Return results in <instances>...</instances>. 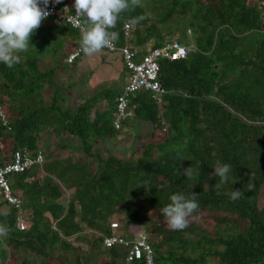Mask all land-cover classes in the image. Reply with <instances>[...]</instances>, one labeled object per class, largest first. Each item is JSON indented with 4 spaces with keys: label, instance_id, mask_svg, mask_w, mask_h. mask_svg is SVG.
Returning a JSON list of instances; mask_svg holds the SVG:
<instances>
[{
    "label": "trees",
    "instance_id": "trees-1",
    "mask_svg": "<svg viewBox=\"0 0 264 264\" xmlns=\"http://www.w3.org/2000/svg\"><path fill=\"white\" fill-rule=\"evenodd\" d=\"M252 1L153 0L151 14L145 6L123 13L112 29L119 33L118 47L129 45L139 56L166 41L182 44L179 40L188 31L194 46L184 45L189 49L184 59L160 62L159 80L166 91L160 100L149 90L127 97L130 114L119 128L115 121L123 76L118 77L121 87L104 92L109 109L93 119L89 113L96 98L73 108L64 91L75 85L74 76L56 81L59 69H76L75 75L89 60L108 64L110 54L120 56L127 72L121 54L106 49L68 63L81 39L69 24L48 17L32 35V46L19 54V64L9 68L0 63V105L11 125L8 131L0 117V167L17 150L44 155L41 165L8 176L20 207L0 191V223L10 228L1 239L2 263L31 264L34 259L38 264H90L91 251L81 256L82 248L71 243L78 239L93 252L109 255L103 264H126V249L102 245L109 219L120 213L125 226H147L155 264H264V6ZM141 15L146 19L130 24L126 36L125 25ZM173 19L179 22L171 26ZM172 29L178 36L164 39ZM44 32L64 35L55 52H68L60 59L58 53L39 57L44 50L36 45ZM50 89L51 100L44 103L43 94ZM134 120L150 127L138 162L107 148L108 139ZM55 133L63 139L55 146L59 151L77 150L86 163L65 160L55 147L45 152L42 147L52 145ZM217 161L232 169L227 183L212 175ZM190 166L198 173L195 180L182 175ZM69 189H75L74 196L63 204ZM236 189L244 196L232 201ZM178 191L198 194L200 207L185 229L172 230L161 210ZM19 217L24 230L17 228Z\"/></svg>",
    "mask_w": 264,
    "mask_h": 264
},
{
    "label": "clouds",
    "instance_id": "clouds-1",
    "mask_svg": "<svg viewBox=\"0 0 264 264\" xmlns=\"http://www.w3.org/2000/svg\"><path fill=\"white\" fill-rule=\"evenodd\" d=\"M60 2L53 0V3ZM48 5L49 0H0V63L12 68L21 62L19 54L28 50L32 35L50 15ZM138 7H143L142 0H74V19L80 30L81 51L86 56H93L113 48L119 40V33L112 29L116 28L123 13ZM67 10V7L63 9L64 12ZM144 19V15L133 17L129 24H139ZM213 169L212 175L218 176L221 184L227 183L232 170L230 165L217 161ZM182 175L195 180L198 173L190 166L183 169ZM197 196L194 192L186 196L179 191L171 195V202L161 210L170 229L183 230L188 226L189 218L200 207ZM243 196L244 193L236 189L231 191L230 199L237 201ZM132 224L138 225L131 223L128 226ZM9 232L10 228L0 223V238L7 237Z\"/></svg>",
    "mask_w": 264,
    "mask_h": 264
},
{
    "label": "rangeland",
    "instance_id": "rangeland-1",
    "mask_svg": "<svg viewBox=\"0 0 264 264\" xmlns=\"http://www.w3.org/2000/svg\"><path fill=\"white\" fill-rule=\"evenodd\" d=\"M67 1L70 5L71 9L73 11V4L74 0H63ZM252 1V0H251ZM253 2V1H252ZM257 2L260 5L264 6V0H257ZM143 6H145L147 13L151 14L153 9H150L149 6L153 4V0H142ZM155 11V9H154ZM176 22H179L176 19L169 20L168 24L171 26H174L177 24ZM54 31V30H52ZM176 36H178V31L176 29L170 30V32H165L163 34V38L166 40L175 39ZM64 38V35L62 36L60 33L57 32H48L45 33L38 39V43L36 45V48L42 47L44 52L39 54V57H46L51 58L53 54H59L58 58L60 59L62 54H65L68 52V50L65 49H59L58 52H55L57 50V45H59L60 41ZM183 45H193L194 41L193 37L190 31L187 32V35L185 37H182L179 40ZM69 43V41H67ZM150 44L147 45V48H150ZM192 47V46H191ZM70 48V47H69ZM70 50V49H69ZM108 61V64L101 63V59L98 58V60H89L86 64H83L84 69L86 70L85 73H83V70L79 69L78 74L74 75V70L76 69H70L68 72H65L63 69H59L57 73L55 74V78L57 82L63 83L66 82L69 78H73L74 76V83L75 85H69L66 90L64 91L65 95H67L68 100L67 102L69 105L73 108H77L80 104L84 103L86 100L95 97L96 101L92 105V108L90 110V117L93 119L95 117V114L97 112L104 111L106 109H109L107 99L105 97L104 92L107 91L110 88L116 87L119 88L122 86L121 80L118 78L119 76H123V79L127 78V72L124 69L123 66H121L120 56L116 54H110L106 58V62ZM114 64V66H112ZM81 76V77H80ZM123 84H126V81H123ZM51 92L52 89L45 90L43 97H44V103H49L51 98ZM135 121V120H134ZM134 121L129 123L128 127H124L123 131L119 133L117 136L108 139L107 141V148L113 150V153L118 156H123L122 154L125 153L127 158L130 160H133L135 162H138L142 158V150L141 147L149 139V131L150 127L146 125L142 121H135L137 123H134ZM51 131V130H49ZM49 132L46 131V134ZM43 135H45V132H43ZM67 136V133H66ZM71 136L68 135L69 139ZM72 139V138H70ZM52 145L45 144L42 148L46 151H50L54 149L56 144H62V137L57 136L56 133L53 135ZM64 143V141H63ZM55 149H58V147H55ZM103 150V149H102ZM59 151V149H58ZM61 154L64 155L65 160H70L73 163H80L85 164L83 160H81L80 156H82V153L75 150V152L71 151H59ZM102 154H105V152L102 151ZM106 155V154H105ZM64 159H61V162H64ZM37 170V169H36ZM11 178V177H10ZM13 178H11L12 180ZM75 189H69L66 192H64V197L61 198L63 204H65L69 199H72L74 196ZM79 209V207H78ZM28 214L29 212L26 211L24 214ZM154 211H152V214ZM25 214V215H26ZM80 218L79 215L76 216V220L78 221ZM124 219L123 214H114L110 219L109 222L119 220L121 223L120 231L125 234L126 229L128 226H125L121 220ZM108 224L105 227L107 230ZM137 230L141 229L142 233H147V226L145 225H136ZM109 229V228H108ZM87 233H89L91 230L86 229ZM147 235V234H146ZM0 238V247H3V244H1ZM71 243L75 248H82V250L79 251V254L81 256H84L85 253L91 251L92 253V261L90 264H103L104 262L109 260V255L106 253L99 254L96 252H93L94 249L90 246L88 242L81 241L78 239H71ZM85 258V257H82ZM5 259V255H0V264H5L2 261ZM22 260L18 261L17 264H21ZM11 264V263H7ZM31 264H38L34 259L31 260Z\"/></svg>",
    "mask_w": 264,
    "mask_h": 264
},
{
    "label": "built area",
    "instance_id": "built-area-1",
    "mask_svg": "<svg viewBox=\"0 0 264 264\" xmlns=\"http://www.w3.org/2000/svg\"><path fill=\"white\" fill-rule=\"evenodd\" d=\"M67 7L69 10L63 11ZM48 10L50 15L55 19L67 23L73 28L76 27V20L74 19L75 11H73L69 4L53 3L49 0ZM132 26L125 25V35L127 36ZM80 31V30H79ZM109 52H119L122 60L127 69L126 84L123 94L119 97L118 114L115 121L116 127H120L121 120L128 114L127 105L129 95L141 90H149L154 94L158 100L166 92L159 80L160 62L162 60H179L184 59L189 49L177 41H166L160 47L152 48L142 55L131 49L129 45L118 47L116 44L111 49H106ZM84 54L81 51L80 41L77 48L66 58L68 63H72ZM0 117L2 124L6 126L7 130H11V125L6 116L3 106L0 105ZM44 161L43 153H37L36 157H32L25 152L17 150L14 152L13 157L5 166L0 167V191L4 194L9 203L16 204L17 207L21 206V199L12 195L8 176L13 174H20L30 168L39 166ZM17 228L20 230L25 229V224L22 217L17 220ZM108 233L102 234L103 247L110 249L113 247H120L126 249L125 262L131 264L135 261H143L144 264H155V254L151 243L148 241L146 234L141 232V229L136 228L135 225H130L123 234L120 231L121 223L115 220L109 223Z\"/></svg>",
    "mask_w": 264,
    "mask_h": 264
},
{
    "label": "crops",
    "instance_id": "crops-1",
    "mask_svg": "<svg viewBox=\"0 0 264 264\" xmlns=\"http://www.w3.org/2000/svg\"><path fill=\"white\" fill-rule=\"evenodd\" d=\"M73 1V0H72ZM72 3H74V2H72ZM139 225V224H138ZM140 226V225H139Z\"/></svg>",
    "mask_w": 264,
    "mask_h": 264
}]
</instances>
